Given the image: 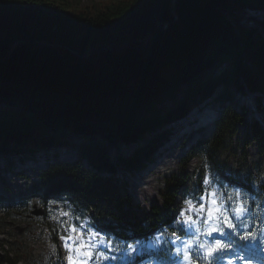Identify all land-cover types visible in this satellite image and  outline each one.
Returning <instances> with one entry per match:
<instances>
[{"label": "trees", "instance_id": "trees-1", "mask_svg": "<svg viewBox=\"0 0 264 264\" xmlns=\"http://www.w3.org/2000/svg\"><path fill=\"white\" fill-rule=\"evenodd\" d=\"M73 1L0 0V154L29 155L56 143L72 145L79 153L75 160L56 156L29 195L15 201L0 196V221L27 213L34 198L54 197L80 220L93 213L118 238L146 236L161 224L183 235L173 224V208L187 173L168 177L163 203L141 210L118 182L117 164L142 169L169 132L160 126L218 86L223 85V104L231 87L264 88V20L261 28L238 30L229 16L243 5L264 8V0H115L84 9ZM167 100L172 104L159 106ZM225 105L214 134L202 137L185 163L194 156L207 163L200 165L197 183L206 167L240 179L248 206L251 201L248 221L256 229L264 219L261 166L258 175L249 166L229 169L223 155L241 124L264 155V126ZM76 133L87 134L75 143ZM107 140L138 144L127 155H114ZM50 216L55 217L46 208L41 224L59 259L51 255L31 264H63L59 225ZM167 247L157 256L170 258ZM138 258L133 264H139ZM16 261L0 250V264Z\"/></svg>", "mask_w": 264, "mask_h": 264}, {"label": "rangeland", "instance_id": "rangeland-1", "mask_svg": "<svg viewBox=\"0 0 264 264\" xmlns=\"http://www.w3.org/2000/svg\"><path fill=\"white\" fill-rule=\"evenodd\" d=\"M112 1L115 0H76L72 2L73 3L72 5L84 9L85 7L93 6L95 3L104 4ZM229 16L238 30L244 27L261 28L263 26L264 9L255 6L253 4H248V5L240 6L238 7V9L230 12ZM224 65L225 63L223 62L220 66H224ZM139 72L143 73V70H139ZM125 78L127 79L130 86L134 84V80L132 76L126 74ZM222 87L223 85H220L214 91H217ZM229 94H230V100L228 101V103L233 105V108L237 112L242 113L243 110L241 108L242 106H244L245 98L244 96L241 95L240 89L231 87L229 89ZM214 97H208L199 104L207 105L206 109L208 110H210V108L216 109L217 111L215 110L214 114L216 113V115L218 114V116L222 115L223 106L222 105L219 106L217 100H213ZM172 102L173 101L171 100L170 101L167 100L165 101V103H160L159 106L162 107V105L164 104L171 105ZM11 103L12 102H6L5 105L4 104L2 105L7 106V105H11ZM263 103H264V99H263ZM247 106H248V110L244 115L248 121L254 122L259 117L262 119V115L264 116V111L259 116V114H257L253 110L254 107L252 105L247 104ZM196 108H197L196 106L192 107L190 111L195 110ZM192 116L195 117L196 115L192 114ZM209 119L210 118H208V120ZM172 124L173 123H166L160 126V130L165 128L168 129ZM203 125H205V128H203V131L201 133L200 132L193 133V135L186 138L185 142H192L191 141L192 138H195L197 140L202 136L213 135L216 126L215 123L209 122L207 124L203 123ZM186 128L190 130L191 126ZM246 130L247 129L244 124L238 126V131L236 135L227 141L226 150L223 155V158L226 162L229 163L230 167L238 168L239 166L242 165L243 167L246 168L247 166H249V169H252L255 172L258 171L260 164L262 170L261 172H264V155L261 154L259 144L255 139L251 138L248 140L246 138ZM185 131H186L185 133H187V130ZM191 132L192 131L190 130L188 133ZM82 134L83 133L73 134L71 139L74 140L75 143H80L83 141ZM86 134L87 133L83 135ZM180 134L173 133V138L174 140H176L174 141V143H172L173 141L169 143L167 140H164L165 138L163 139L164 142H162L161 144H163V147L166 145V147H164V150L166 151L158 154L161 156L159 158L158 157L156 158L157 160L152 165L151 170L148 169L133 170L131 172V170L129 168H126L124 164H117V167L120 169L118 175V179H119L118 182L124 187L127 186L128 195L133 200V206L136 209H141V210H150L151 205L153 203L164 201L161 197V190L165 186L166 177L170 176L174 172H181V171L187 172V175L189 176V181L187 185L183 186V188L180 190L179 192L180 195L177 197L176 202L174 204V208H173L174 221L176 220L177 214L179 213L180 209L185 206L184 201L186 199L191 198L193 200H197L199 195L203 193V180L206 175L211 178L214 184H217L215 182L218 180L216 177H213L212 174H210L208 171H205L203 175L202 183L195 184L194 174L198 171L197 169L199 168V165L203 163V158L201 156H197L188 160L187 163L185 164L183 163L185 157L188 154L187 151L188 145L186 147L184 145H180L181 142L179 145L177 144V142H179L181 137H183L182 135L179 137ZM145 135L148 138L150 137L147 136V133ZM245 139L248 140V143L246 142L247 140L245 141ZM106 142L107 145L111 148L114 155H127L132 152L135 146L134 144H130L128 142H125L124 140H118L115 143H111L108 140ZM170 149L171 151H169ZM59 150L61 152H66L65 154H63V156H61V158L65 160H75L79 157V153L77 149L72 145L62 146L61 149ZM160 150L161 149H159V151ZM34 151L35 152L33 153V156H27V157L30 159L34 156L39 157L40 161L43 162L38 163V161H33V160H29L27 163L20 162V160L24 157L23 154L14 153L15 155L13 154L14 156L11 157V159H13V162L17 163V165H15V167H11L9 165L10 160L8 161L9 157L6 156L7 161L3 163L5 157H2L3 155H0V177L2 178L0 179V195L7 196L11 200H15L17 197L22 195H27L32 190L36 189V186L40 183L42 179V175L49 167V163L51 161H49V159L46 160L47 158H45L44 154L42 153L37 154L36 153L37 148H35ZM168 151L169 153H167ZM9 155L11 156V154ZM245 156L247 158H245ZM27 157H24V159L27 160ZM54 159L55 158H53V160ZM17 169L23 171L26 178L24 176L18 175L16 172ZM229 184L233 185V191L236 188L243 190V186L239 183L229 182ZM35 203L37 204L36 207H34ZM57 204H59L60 208L64 211H71L70 209L64 207V205L60 201L58 202V200L57 201L54 200L53 197L47 201H43L40 198H35L31 201V205H30L31 209L27 211V213L13 214L10 216V218L0 221V250L2 252H6L7 250L10 253V255L15 256V258L18 260L17 264H30L38 260H45V257L47 255L55 253L56 249H55V245L51 243L50 233L41 224L42 215H37L33 213V209L40 207L46 209L47 205L48 207L51 206L52 210L54 208L53 213L57 215L59 219V215L57 213ZM69 218L71 219V216ZM86 221L90 225H94L98 230H102L108 233L114 239H119L115 235L114 231L108 229L105 225H103V223H101L100 220L93 213H88L87 216L84 219H82L81 223ZM18 226L24 228L22 232L20 231ZM157 234L167 237V228L164 225H160L157 229H155L150 234H148L147 237L138 236L130 239H119V240L121 241V243L127 242L130 244H134L137 240L147 241L151 237H154ZM175 235L180 239L188 238L186 237V235L184 236H180L178 234ZM60 241H61L62 254H63L62 262H64L66 261L68 254L64 250L63 240L60 239ZM150 249H155V248H150ZM172 260H173L172 264H181V262L178 260V258L175 255L172 256ZM151 263L166 264L164 260L155 259V258L151 260ZM108 264H113V262L109 261ZM237 264H239L238 261Z\"/></svg>", "mask_w": 264, "mask_h": 264}, {"label": "snow or ice", "instance_id": "snow-or-ice-1", "mask_svg": "<svg viewBox=\"0 0 264 264\" xmlns=\"http://www.w3.org/2000/svg\"><path fill=\"white\" fill-rule=\"evenodd\" d=\"M234 191L235 200L206 175L203 193L197 200L186 199L174 221L188 237L185 239L175 234L169 237L157 234L147 241L121 243L87 221L81 223L79 217L70 219L71 211L62 210L59 204V219L52 216L50 219L59 225L56 232L68 254L63 264H108L109 261L133 264L135 257L147 249L164 251V245L181 264H237V261L252 264L250 257L257 246L264 250V231L257 232L254 226L250 227L251 201L246 207L242 190Z\"/></svg>", "mask_w": 264, "mask_h": 264}, {"label": "water", "instance_id": "water-1", "mask_svg": "<svg viewBox=\"0 0 264 264\" xmlns=\"http://www.w3.org/2000/svg\"><path fill=\"white\" fill-rule=\"evenodd\" d=\"M175 2H176V0H173V4H175ZM173 13H174V15L176 16V18H178L177 13H176V8H175V6H173ZM35 212L38 213V214H40V213H43V210H42V209H39V210H36ZM23 229H24V228H21V231H23Z\"/></svg>", "mask_w": 264, "mask_h": 264}, {"label": "bare ground", "instance_id": "bare-ground-1", "mask_svg": "<svg viewBox=\"0 0 264 264\" xmlns=\"http://www.w3.org/2000/svg\"><path fill=\"white\" fill-rule=\"evenodd\" d=\"M189 117H194V116L190 115ZM195 117H196V116H195ZM185 130H187V133L190 131L189 129H183V130H182V133L179 135V137H180L181 135L185 134V132H186ZM172 131L175 132L174 130H172ZM183 131H184V132H183ZM187 133H186V134H187ZM188 134H190V133H188ZM167 141H168V140H167ZM163 142H164V141H163ZM168 142H169V141H168ZM168 142H167V143H168ZM181 142H182V140H181ZM169 151H171V149H170ZM169 151H168L167 153H169ZM160 156H161V155H157L158 158H159ZM169 159H170V158H169ZM156 160H157V159H156ZM164 163H165V162H164ZM30 168H31V167H30ZM157 169H158V168H157ZM19 185H20V184H19ZM17 186H18V185H17Z\"/></svg>", "mask_w": 264, "mask_h": 264}]
</instances>
